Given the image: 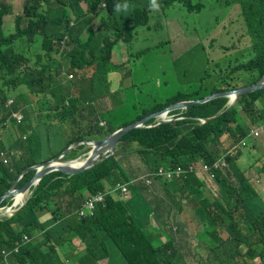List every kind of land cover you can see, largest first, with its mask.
Listing matches in <instances>:
<instances>
[{
	"label": "trees",
	"instance_id": "trees-1",
	"mask_svg": "<svg viewBox=\"0 0 264 264\" xmlns=\"http://www.w3.org/2000/svg\"><path fill=\"white\" fill-rule=\"evenodd\" d=\"M119 1H129L132 10L116 11ZM148 1L24 0L23 14H19L16 21L18 25L25 20L28 27L4 37L2 18L11 13V7L0 0V125L10 118L14 120L13 115L19 116L25 127V123L31 122L30 130L37 141L34 128L40 122L55 124L68 120L76 127L82 122L88 129H82V134L74 139L100 140L171 104L252 85L264 77V0H225L227 14L237 9L251 36L252 58L249 61H237L230 73L217 69L216 80L206 67H184L179 91L164 102L153 100L139 111L136 106H124L127 99L122 98L118 107L100 112L97 101L107 96L112 81L106 79L107 76L110 73L128 76L125 61L121 65L113 61L118 45L123 44L130 50L136 30L152 28L151 19L155 16L181 11L176 4L191 14L205 9L201 0H161L164 5L161 2L157 10L148 11ZM83 3H87L86 10H83ZM175 22H170L169 27ZM14 40L21 51H4V46ZM199 45L205 49L202 43ZM210 60L209 55L206 62ZM66 67L76 71L75 78L73 74L68 79L64 72ZM120 87L122 89L121 82ZM30 95L39 97L33 105L28 102ZM23 106L27 112H22ZM168 115L174 120L150 128H136L124 135L119 144L121 151H136L145 158L146 168L151 173L148 184H138L139 181L130 185L128 190L133 194L129 199H115L104 190L105 183L115 185L129 180L103 172L102 162L74 176L61 172L45 176L30 198L31 202L25 205V211L0 222V264H63L65 248L67 259L76 264H97L99 260H111L113 254L123 264H195L193 260L203 250L202 241L210 247L209 260L202 264H219L222 259L224 264H230L229 258L240 252L219 239V229L226 230L233 243L246 238L239 228L249 231L251 227L258 229L261 237L247 255L260 257L264 264V200L237 165L239 152L231 155L229 148L222 149L215 140L226 133L227 146L238 149L240 142L249 136V124L264 126V88L244 95L233 106H229L227 97H220ZM131 116L135 118L128 120ZM215 116L218 117L204 126L197 124V117ZM103 121L106 125L100 126ZM2 137L0 133V146L9 152L5 156L7 163H4L1 157L4 152L0 150V198L31 165L25 143L16 148L6 144ZM209 142H212L210 147L207 146ZM254 146L262 151L261 144ZM15 148L20 153L16 156L12 155ZM85 149L90 150L86 145H78L72 152L77 156ZM119 154L106 162L118 166L128 176L116 160ZM221 158L226 160L227 168L216 171L215 182L219 189L215 193L200 183L188 167L195 161L212 165ZM160 166L173 170L181 166L186 172L180 179L159 180L156 172ZM33 174V171L27 173L18 186H24ZM148 195L152 196L150 200ZM144 207L158 227L144 226L136 217ZM242 209L250 219L242 213L236 222L233 221ZM47 210H52L54 216L42 223L40 217ZM181 212L183 217L179 216ZM184 215L190 221L199 219L204 230L198 235L185 236L188 222ZM229 220L232 228L225 226ZM76 240L82 242L78 247ZM31 246H36L35 251L28 250ZM61 246L63 253L58 251ZM79 249L84 252L78 254ZM46 253L49 257L44 256ZM80 258L81 261H77Z\"/></svg>",
	"mask_w": 264,
	"mask_h": 264
},
{
	"label": "rangeland",
	"instance_id": "rangeland-1",
	"mask_svg": "<svg viewBox=\"0 0 264 264\" xmlns=\"http://www.w3.org/2000/svg\"><path fill=\"white\" fill-rule=\"evenodd\" d=\"M5 1L8 6L11 7V13L5 15L2 18V30L4 37L10 35H15L17 29L23 30L28 27L25 20L19 22L17 25V16L23 14V2L24 0H1ZM205 5V9L201 13H188L182 6L176 4L177 8H181L176 14L171 15H159L151 19V26L149 27H139L135 32V38L129 50L125 45H118L113 52V61L115 64L121 65L125 61L124 65L127 67L128 76L123 77L121 73H115L111 81V74L107 76L106 79L111 81L109 85V92L104 99L97 101L96 107L102 111H109L118 107L122 103V98H126L127 102L124 106L132 107L136 106L137 110L142 106H147L153 100L158 102H164L169 96L178 92L180 89L181 82L183 81V73L181 71L184 67H190L193 65L199 66L201 69L208 68L209 74L212 76L213 80H216L217 69L222 71L226 70V73H230L231 67L238 63L237 61H246L248 59L247 48L251 45V39L247 33L246 26L241 13L234 9L229 14H227V7L223 5L225 0H201ZM83 8L86 10L87 5L83 3ZM227 16L224 19H220ZM172 21H177L169 27V23ZM205 47H201V44ZM4 51L13 50L14 52L21 51V48L16 40L8 42L4 48ZM209 63L206 62V57L209 58ZM130 61H129V57ZM176 61H178L176 63ZM123 69V68H122ZM66 67L65 74L70 76L75 72ZM82 77L81 73L78 74V78ZM1 78V77H0ZM67 79L66 77H64ZM73 78V79H74ZM72 80V79H71ZM174 81V83H172ZM120 82L122 83V89L120 87ZM237 83L241 84V80ZM119 89H121L119 91ZM119 91V92H118ZM18 92V91H17ZM118 92V94H117ZM248 94H251L248 93ZM246 94V95H248ZM122 96V97H121ZM38 96L30 95L28 102L33 105L34 102L38 100ZM27 108L23 106L22 112ZM140 111V110H139ZM86 115V114H85ZM215 117L203 118L197 117V124L199 126H204L206 123L213 120ZM135 116H131L128 120H133ZM169 118V117H168ZM101 124H104L102 122ZM28 131H31V122L25 123ZM250 129L257 128L261 129V134L259 137L252 138L249 140L248 145L241 147V151L244 153L245 166L256 163L254 168L259 171L263 161V154L259 152L254 145L258 143L261 144L260 150L264 152V126H252ZM82 129L87 130L88 127L79 122V125L71 126L70 121L64 120L62 122H56L55 124L49 123H39L35 126L34 131L38 135L36 141L34 136L28 137V140L23 141L16 133L14 136H9L7 138V132L0 125V131L5 132V141L12 143L16 148L17 143L21 140L26 142L25 145L29 151L31 158V165L27 169H32L38 165H50L56 160L67 159L68 156H75L72 151H67V149L76 144L77 142L84 140H75L74 137L82 134ZM24 135L27 133H21ZM228 134L223 133L215 140L219 141L222 149L227 145ZM212 145V142L207 144L208 147ZM15 148V149H16ZM115 153H128L131 171H129L133 177H138L143 173V164L141 160L147 165L145 158L136 151H121V147L117 143L114 147ZM12 150V155L16 156L19 153L16 150ZM0 150H3L5 156L9 149H5L0 146ZM261 151V152H262ZM66 152V153H65ZM111 154V151L105 153L96 159L97 162L102 161L107 156ZM4 156V157H5ZM3 157V158H4ZM206 163L202 161H195L190 164V166H197V171H203L205 169ZM101 170L107 172L113 176H122L126 180H131L127 175L119 169L118 166H111L107 164L106 160L101 163ZM26 170V169H25ZM150 173H147L145 180L140 181L138 184H148V177ZM22 176V174L20 175ZM263 179L261 184L264 186V177L259 176ZM20 178V177H19ZM161 180L162 177H158ZM180 179V178H179ZM113 186L108 187L110 191ZM214 191L217 189L211 188ZM10 191V190H9ZM7 191V192H9ZM261 199L264 200V191L256 190ZM6 192V193H7ZM4 193V195L6 194ZM133 192H129L127 188V193L123 197L129 199ZM149 200L152 198L148 195ZM10 199V200H9ZM9 200L5 204L2 202ZM1 206L4 207V213L0 222L8 220L25 211V204L30 203L31 200L27 201L26 194H19L18 197H8L3 199ZM141 209V208H140ZM63 212L66 211V207L63 206ZM142 210V209H141ZM242 209L239 213H243L247 219H250L248 214H244ZM22 214V213H20ZM139 220L144 226L158 227L156 221L147 208L144 207L142 212L137 213ZM52 210L45 211L40 217L42 223L48 222L53 217ZM180 217H183V212L180 213ZM237 216V217H238ZM146 218V220H145ZM184 219L189 223L186 230L192 235H198L204 229L200 225L199 219L195 221H190V218L184 215ZM253 222L254 219L252 218ZM29 222H26L28 224ZM25 227L24 223H21ZM36 225V224H32ZM23 227V228H24ZM23 236L30 238L28 234H23ZM222 232L220 233V238ZM164 240V238H162ZM36 246H31L28 248L29 251H35ZM64 247L61 246L58 249L59 252H64ZM7 253V252H5ZM36 253V252H35ZM78 254H82V249L78 250ZM44 256L49 257V253ZM77 261H81V258ZM189 263H191V257L188 258ZM73 264H76L72 261ZM8 264H12L9 263ZM63 264H68V260L63 261ZM97 264H123L116 260V254H113L112 259H103L97 261Z\"/></svg>",
	"mask_w": 264,
	"mask_h": 264
},
{
	"label": "clouds",
	"instance_id": "clouds-1",
	"mask_svg": "<svg viewBox=\"0 0 264 264\" xmlns=\"http://www.w3.org/2000/svg\"><path fill=\"white\" fill-rule=\"evenodd\" d=\"M162 1L161 0H149L148 1V3H147V5H146V7H147V10L149 11L150 9H153V10H157L158 8H159V3H161ZM86 5H87V3H85ZM162 4H163V2H162ZM164 5V4H163ZM103 7H105V4H103L102 5ZM115 9H116V11H119V12H121V11H131L132 10V6H131V3L129 2V1H119V2H117V4H116V6H115ZM83 10H85L84 8H83ZM71 25H72V22H71ZM248 35H249V33H248ZM67 37V35L65 36V38ZM249 37H250V39H251V36L249 35ZM251 46H252V39H251V45L247 48V55H248V59L246 60V61H249L251 58H252V54H251ZM70 50V48L68 49V51ZM111 75H113V76H115V73H110ZM113 76H112V78H113ZM111 78V79H112ZM244 86H247V85H244ZM240 87H243V86H240ZM239 88V87H238ZM237 89V88H236ZM230 90V89H229ZM223 91H225V90H223ZM218 92H220V91H218ZM214 93H216V92H214ZM212 94V93H211ZM210 95V94H209ZM208 96V95H207ZM206 97V96H205ZM203 98V97H202ZM228 98V97H227ZM200 99V98H199ZM217 99V98H216ZM229 99V98H228ZM240 99V98H239ZM238 99V100H239ZM197 100V99H196ZM186 101H190V100H186ZM238 102V101H237ZM236 102V103H237ZM235 103V104H236ZM202 104V103H201ZM234 104V105H235ZM172 105V104H171ZM229 106H233V105H230V102H229ZM168 107V106H167ZM166 108V107H165ZM164 109V108H163ZM169 114V113H168ZM167 114V116L165 117L166 119H165V122H168V121H171V120H174V117L173 116H170V115H168ZM146 117V116H145ZM169 117V118H168ZM13 118H15L14 120H11V118L10 119H8V120H6V121H4L3 122V124H2V127L5 129V131L7 132V138L9 137V136H14L16 133H18V136L23 140V141H26V140H28V137H30V136H32V131H28V129L23 125V123H22V121H21V118L19 117V116H16V115H13ZM144 118V117H143ZM177 119H179V118H177ZM152 120H154V119H152ZM138 121V120H137ZM151 121V120H150ZM155 121V120H154ZM104 122V124H101L100 123V126H105L106 125V123H105V121H103ZM149 122V121H148ZM134 123V122H133ZM147 123V122H146ZM146 123L144 124V125H146ZM247 123H249V121L247 120ZM131 124V123H130ZM129 125V124H128ZM151 125V124H150ZM127 126V125H126ZM146 126H148V125H146ZM255 126H259V127H262L261 125H255ZM125 127V126H124ZM154 127V126H153ZM122 128V127H121ZM139 128H150V127H139ZM120 129V128H119ZM134 129H136V128H134ZM133 129V130H134ZM257 128H252V129H250V132L252 131V130H256ZM118 130V129H117ZM19 131L21 132V133H27V134H24V135H20V133H19ZM116 131V130H115ZM114 131V132H115ZM132 131V130H131ZM130 132V131H129ZM128 132V133H129ZM0 133L2 134V140L3 141H5V132H3V131H0ZM127 134V133H126ZM125 134V135H126ZM250 134V133H249ZM108 136V135H107ZM106 137V136H105ZM105 137H103V138H105ZM102 138V139H103ZM252 138H254V137H250L249 139H247L246 141H247V145H248V142H249V140H251ZM102 139H100V140H102ZM122 139V138H121ZM121 139H120V141H121ZM256 139V138H255ZM99 139H91V140H84V141H87V142H89V143H92L93 141H98ZM244 140V139H243ZM23 141H19L18 143H17V146H20L22 143H26V142H23ZM120 141L118 142V144H120ZM6 142V141H5ZM80 142H83V141H80ZM6 144H9V145H12V143H10L9 142V140H8V142H6ZM81 145H86V144H80V146ZM246 145V146H247ZM14 146V145H13ZM134 146H136V144H134ZM86 147H89L90 148V150H83L79 155H77V156H68L67 157V159H63V160H59L57 163H55V165H65V164H67L68 162H73L74 163V166H81V165H83L87 160H88V158H89V156H90V154H91V146H89V145H86ZM239 147L241 148L242 146H241V142H240V145H239ZM70 151H72V150H70ZM19 153V152H18ZM20 154V153H19ZM116 153H115V151H113V152H111V154L109 155V156H107L104 160H102V161H100V162H98L96 165H98V164H100L101 162H103V161H105V160H107L108 158H110V157H112V156H114ZM125 156V157H129V155H128V153H124V152H121L120 154H119V156L118 157H121V156ZM231 155H233V154H231ZM219 161H225V163H226V160L224 159V158H221V159H219V160H217L215 163H217V162H219ZM237 161H238V159H237ZM141 162H142V164H143V166H144V168H143V173L144 174H142V175H140V176H138V177H134V178H132V177H130V175H129V173H128V171H126V173L128 174V176H129V178L131 179L130 181H128V182H119V183H116L115 185H112V184H110V183H105V191H107L110 195H113L114 196V198L115 199H117V198H123V199H125L123 196L124 195H126V193H127V188L130 186V185H133V184H135V183H137V182H139V181H141V180H144V177L147 175V173H150L148 170H147V168H146V165L143 163V161L141 160ZM215 163H213L212 165H210V164H207L208 166H210L211 168H212V173L214 174V178H213V181L212 182H210V181H206L204 178H201V177H199L198 175H196L195 173H194V176L200 181V183H202L206 188H208V189H210V190H212L213 192H215V193H217L218 192V185L216 184V182H215V177H216V171L217 170H221V171H223L225 168H227V163H226V166L225 167H220V168H214V164ZM95 165V166H96ZM237 165H238V163H237ZM95 166H93V167H91V168H89V169H92V168H94ZM239 166V165H238ZM46 167H39L38 169H27V170H25L23 173H22V176H20V178H18L19 179V182L22 180V178H24V176L27 174V173H29V172H31V171H33L34 172V174H33V176H32V178L28 181V182H26L25 184H24V186L25 185H27L32 179H33V177L37 174V172L38 171H41V170H43V169H45ZM160 168H164V169H167L166 167H162V166H160L159 168H158V170H157V172L159 171V169ZM89 169H87V170H89ZM241 169V168H240ZM87 170H85V171H87ZM242 170V169H241ZM85 171H83V172H85ZM243 171V170H242ZM53 172H61V171H59V170H55V171H52V172H50V173H48V174H46L45 176H47V175H49V174H51V173H53ZM83 172H81V173H83ZM156 172V173H157ZM61 173H63V172H61ZM64 175H67V176H74V175H77V174H80V173H77V174H74V175H68V174H65V173H63ZM245 174V173H244ZM151 175V173L149 174V176ZM44 176V177H45ZM246 176V175H245ZM43 177V178H44ZM43 178H41L36 184H34V185H32L26 192H24V193H22V194H26V197H27V201L28 200H30V198L32 197V195H33V193H34V191H35V189L38 187V185L40 184V182H41V180L43 179ZM247 178V177H246ZM17 179V180H18ZM248 179V178H247ZM16 180V181H17ZM249 180V179H248ZM15 181V182H16ZM14 182V183H15ZM249 182H250V180H249ZM19 184V183H18ZM251 184V183H250ZM14 185V184H13ZM113 186V188L110 190V191H108V187L109 186ZM252 185V184H251ZM24 186H18V188H23ZM252 187L255 189V187L252 185ZM12 188V187H11ZM11 188H10V190H11ZM211 188H214V189H217L216 191H214L213 189H211ZM121 189V190H120ZM9 191V190H8ZM256 191V190H255ZM130 192V191H129ZM257 192V191H256ZM131 194V193H130ZM258 194V193H257ZM19 196V194L18 195H15V196H13V197H18ZM131 197V196H130ZM26 205V204H25ZM3 212H4V207H2L1 206V204H0V218H2V215H3ZM233 221H235L234 220V218L232 219ZM230 222H231V220H230ZM230 226H231V224H230ZM241 231V230H240ZM250 231H252L256 236H257V238H258V240L257 241H259V239H260V231L258 230V229H256V228H252L251 227V229H250ZM224 241V240H223ZM224 242H226L227 243V246L229 247V246H234V248L237 250V251H239L240 252V254L239 255H237V256H235L234 258H229V262H230V264H242L241 262H240V259L241 258H246L247 260H255V259H260L261 260V258L260 257H255V258H250V257H248V253H249V251H250V249H251V246H253V245H249L248 246V249H247V251H244V250H242L241 248H240V245L241 244H243L244 242H245V240H243L242 242L241 241H238V240H235V242H233L232 243V239L231 240H227V241H224ZM253 247H255V246H253ZM224 248H225V246H224ZM224 262H225V260H224ZM261 264H262V260H261Z\"/></svg>",
	"mask_w": 264,
	"mask_h": 264
},
{
	"label": "water",
	"instance_id": "water-1",
	"mask_svg": "<svg viewBox=\"0 0 264 264\" xmlns=\"http://www.w3.org/2000/svg\"><path fill=\"white\" fill-rule=\"evenodd\" d=\"M262 88H264V77L259 82L252 84V85H247V86L239 87L237 89H230V90L212 93L206 97H203L197 100L181 101V102L169 105L168 107L162 110L155 111L149 114L148 116L138 121H135L134 123H131L125 127H122L116 130L115 132L109 134L102 140L93 141L92 143H89L87 141L77 142L76 144L70 146L66 152H68V150L69 151L72 150L73 147L78 146L80 144H86V145L91 146L92 152L88 160L83 165L77 167V166H74L73 162H68L65 165H55V163H57L59 160H56L47 166L45 164L38 165L34 167L33 169H38L41 166L46 167V168L41 171H38L37 174L33 177V179L23 188H18V183H19V179H18L12 186L11 190L7 192L5 195H3V197L0 198V204L5 197H11V196H15V195L26 192L32 185L36 184L41 178H43L46 174L52 171L59 170L65 174L74 175V174L81 173L95 166L98 163L96 159L105 153H108L110 151L113 152L116 144L120 141V139L126 133L133 130L134 128L153 127L161 123H164L166 119L165 117L167 116L169 112L180 110V109H185L186 107H189L192 104H201V103H205L207 101L220 98V97H228L230 105H234L238 101L239 98L243 97L244 95L250 92H253V91H256ZM152 119H154L155 121L151 125H148V126L144 125L146 122Z\"/></svg>",
	"mask_w": 264,
	"mask_h": 264
},
{
	"label": "crops",
	"instance_id": "crops-1",
	"mask_svg": "<svg viewBox=\"0 0 264 264\" xmlns=\"http://www.w3.org/2000/svg\"><path fill=\"white\" fill-rule=\"evenodd\" d=\"M112 76H111V78H112ZM225 148H229V151L228 152L230 154H233V155H235V154H237L239 152L238 161H237L239 167L243 170V172L245 173L246 177L250 180V183L255 187V190H260V191L262 190V191H264V186L261 184V182L263 181V179L261 177H259V176H263L264 177V164H262V166L260 167L259 171L254 168V166H256L257 161L255 163H251V164L245 166L244 153L241 151V148L240 147H238V149H233L232 147L226 145ZM237 150H239V151H237ZM259 152L263 154V161H264V152L263 151L262 152L259 151ZM116 160L119 162V164L121 165V167L123 169H125L126 171H128L130 177L134 178L132 176V174L129 172V171H131L129 157H125V156L122 155L121 157H117ZM238 218H239V216L238 217L237 216H234L235 222L238 220ZM188 225H189V223H188ZM188 225L184 228V235L189 237V236H192V234H190L186 230V228L188 227ZM225 226L231 227L230 226V220L225 224ZM239 229L246 236L245 242L240 245V248L242 250L247 251L249 245L255 246L257 244L258 238H257V236L252 231H250V230L249 231H246V230H244L242 228H239ZM221 232H222V236L220 238V233ZM218 237H219L220 240H224V241H227V240H231L232 239L229 236V233L226 230H224V229H222V230L219 229ZM218 243L219 242H217V244ZM81 244H82L81 241H79V240L78 241L77 240L75 241V246L78 247ZM202 245H203V250L201 251L200 256L197 259H194L193 260V262L195 264H202L203 261L209 260V250H210V247L206 244L205 241H202ZM65 250H66V254L64 255V261L67 259L66 255L68 253L67 248H65ZM83 252L84 251H82V253ZM67 260H68V264H73V262H72L71 259H67ZM116 260L118 262H121L120 260L117 259V255H116ZM240 262L242 264H261V260L258 259V258L255 259V260H247L246 258H241L240 259ZM219 264H224V259H222Z\"/></svg>",
	"mask_w": 264,
	"mask_h": 264
},
{
	"label": "built area",
	"instance_id": "built-area-1",
	"mask_svg": "<svg viewBox=\"0 0 264 264\" xmlns=\"http://www.w3.org/2000/svg\"><path fill=\"white\" fill-rule=\"evenodd\" d=\"M261 134V129H256V130H252L249 134V136L241 141V146L245 147L247 145V139H249L250 137H254L257 138L259 137ZM5 154L1 153V157H4ZM4 163H7V159L6 157L3 158ZM226 163L225 161H219L217 163L214 164V168H220V167H225ZM197 166H190L188 167V170L190 172L195 173L196 175H198L201 178H204L206 181H213L214 178V174L212 173V168L210 166H208L207 164L205 165V169L203 171H197ZM186 172V170H184L181 166H178L176 169H164V168H160L159 171L156 173L157 177H164L166 179H178L181 178L182 175H184V173ZM4 213V212H3ZM4 255H7L8 253L3 252Z\"/></svg>",
	"mask_w": 264,
	"mask_h": 264
}]
</instances>
